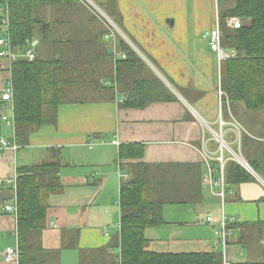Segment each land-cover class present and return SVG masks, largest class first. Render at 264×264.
Here are the masks:
<instances>
[{
	"label": "crops",
	"instance_id": "crops-1",
	"mask_svg": "<svg viewBox=\"0 0 264 264\" xmlns=\"http://www.w3.org/2000/svg\"><path fill=\"white\" fill-rule=\"evenodd\" d=\"M99 6L107 15L113 12L120 17L129 46L178 99L153 102L143 109L122 107L124 97L118 93L116 101L64 103L57 123L33 132L29 145L5 150L0 143V264H13L5 260V251L18 245L17 214L4 209L16 199L10 180L17 177L18 166L40 161L53 146L62 148L68 162L62 170L66 187L50 196L41 242L46 251L59 255L60 264H120L121 185L129 177V163L137 161L202 164L203 201L166 205V223L146 229L149 250L218 249L222 264L225 259L232 264H264V197L243 200L239 186L226 183L223 200L217 195L221 186L213 188L205 181L204 152L219 166L215 160L219 147L208 125L220 130L221 114L227 123L225 137L230 144L237 143L239 150L242 132L238 134L235 127L245 129L230 107L223 106L222 61L209 43L208 32L219 17L218 0H100ZM11 75L10 60L0 58V102ZM1 114L0 139L13 142L15 126L2 119L13 116L3 108ZM115 139L119 144L112 142ZM89 140L94 141L92 147ZM135 142L145 144L144 157L120 160V145ZM215 177H220L218 171ZM217 199L222 211H209L208 205ZM223 212L237 219L225 253L215 245L213 226L207 222L208 216L219 220Z\"/></svg>",
	"mask_w": 264,
	"mask_h": 264
},
{
	"label": "trees",
	"instance_id": "trees-1",
	"mask_svg": "<svg viewBox=\"0 0 264 264\" xmlns=\"http://www.w3.org/2000/svg\"><path fill=\"white\" fill-rule=\"evenodd\" d=\"M2 5L10 8L13 46L36 52L33 60L18 59L11 68L17 145H29L33 132L56 124L64 103L116 101L118 93L124 97L122 107L143 109L153 102L178 99L128 43L118 36L115 44L105 40L109 23L85 0H0ZM218 7L222 45L237 53L222 61L223 106H229L245 127L241 154L264 178V0H218ZM110 15L122 25L119 16ZM235 16L242 19L239 28L226 22ZM114 45L127 55L125 59H115ZM1 110L2 102L0 117ZM144 153V143H124L118 156L142 159ZM67 165L62 148L53 146L40 161L17 167L19 264H60L59 255L46 251L41 238L50 196L66 187L62 170ZM128 168L120 192V264H222L218 249L147 248L146 229L166 223V205L203 201L202 164L137 161ZM224 177L237 188L242 182L256 181L232 159L225 164Z\"/></svg>",
	"mask_w": 264,
	"mask_h": 264
},
{
	"label": "built area",
	"instance_id": "built-area-1",
	"mask_svg": "<svg viewBox=\"0 0 264 264\" xmlns=\"http://www.w3.org/2000/svg\"><path fill=\"white\" fill-rule=\"evenodd\" d=\"M92 7H94L98 12H100L102 15H104V18L108 21L110 26V31L105 35L106 39L111 40L116 43V29L117 25L116 23L106 14L103 13L101 9H97L95 5L90 4ZM97 6V5H96ZM10 8L8 6H0V58H6L10 60L11 62V68L12 64L21 58H26L29 60H33L36 57V52L34 48L28 47L25 49H19L15 46H13L12 39L9 33V27H10ZM226 22L229 26L233 28H239L242 26L243 22L240 17H228L226 19ZM209 37V43L211 46L212 51H214L219 59V61H223L227 58L235 56L237 53L234 49H231V51H227L226 48L222 45V29L220 24V16L217 18L216 24L213 28L210 29L208 32ZM112 54L114 55L115 59L123 58L125 59L127 55L123 52H120L116 46L114 45ZM13 80L12 75L7 80L6 85L3 88L1 99L2 101V108L8 109L14 113V97H13ZM225 92L221 89L220 95H224ZM124 98L121 99L123 101ZM2 119L4 121L13 122L12 124L15 126V116L10 119L9 116L3 115ZM220 125L221 130L220 131H214L215 135L217 136L218 141L221 143L218 149V155L216 156L215 160L218 162L219 166L216 168L215 165H213V159L210 156L209 153L204 152L203 156L207 163L208 167V175L205 179L211 186H221V191L217 193L223 200L225 199V177H224V170H225V164L229 159H236L238 161H242L246 167L251 168V166L247 163V161L241 156L240 152L235 151L233 148L230 147L229 143L224 138L223 133V126H225L227 123L223 120L221 114H220ZM211 127L210 125H208ZM114 144H119L118 140H112ZM239 144L241 143L240 138H238ZM0 143L2 147L7 149H17L19 145L15 141H10L7 138H1ZM99 143L105 144V140L100 139ZM88 144L92 147L94 145V141L89 140ZM227 148L230 150L232 157L227 158L224 155V149ZM253 170V169H252ZM218 171L220 173V177L216 178L215 173ZM254 171V170H253ZM128 175V174H126ZM125 175V176H126ZM3 180L0 178V183H2ZM11 185L16 189V178L13 180H10ZM5 210L10 212H17V205H16V199L14 203L7 204L4 207ZM236 216H230L226 213H222V216L219 220H215L214 217L208 216L207 222L211 223L213 226V232L215 236V245L218 246L219 249L223 251V253L226 252L227 246L229 245L230 237L232 235V225L234 222H236ZM106 234H108L106 232ZM19 247L17 246H8L5 251V260L7 262L13 263V264H19ZM224 264H232L231 261L228 259H225Z\"/></svg>",
	"mask_w": 264,
	"mask_h": 264
},
{
	"label": "rangeland",
	"instance_id": "rangeland-1",
	"mask_svg": "<svg viewBox=\"0 0 264 264\" xmlns=\"http://www.w3.org/2000/svg\"><path fill=\"white\" fill-rule=\"evenodd\" d=\"M87 3H89V4H92V5H95V7L98 9H101L102 10V12L103 13H106L100 6H99V4H100V0H85ZM99 3V4H98ZM97 5V6H96ZM103 8L104 9H106V10H108V8H106L105 6H103ZM103 18H104V15H102V14H100ZM117 25V24H116ZM116 33H117V36H118V38L119 39H123L126 43H128L127 41H126V39H125V37H126V35L124 34V32L121 30V27L119 26V25H117V29H116ZM129 44V43H128ZM11 112V116H13V114H12V111H10ZM219 126H220V130H221V125H220V122H219ZM215 127H217V126H215ZM208 129L211 131V132H213V137H214V141H215V143H217V145H218V147L220 146V142L218 141V139H217V136L215 135V133H214V131H220V130H216V129H213L212 127H209L208 126ZM235 130H236V132L239 134V132H242L243 130H245L244 128H242L241 126H239V125H236V127H235ZM223 133H224V138H225V140L227 141V139H226V137H225V131H224V129H223ZM237 134V135H238ZM238 137H239V135H238ZM228 142V141H227ZM229 143V142H228ZM229 145H230V147L231 148H233L235 151H237V152H240V154H241V150H239L240 149V147H239V145L236 143V144H230L229 143ZM24 149V148H23ZM24 151H28L29 153L28 154H30V155H32L33 153H34V151L33 152H31V150H29V149H25ZM224 155H225V157H227V158H231L232 157V154H231V152H230V150H228L227 148H225L224 149ZM242 156V155H241ZM244 158V157H243ZM229 160H231V159H229ZM232 160H234V161H236V162H238V160H236V159H232ZM242 162V161H241ZM239 163V162H238ZM240 164V163H239ZM243 164V163H242ZM250 169V168H249ZM252 172H253V170L252 169H250ZM216 202V203H215ZM226 202H227V200H226ZM214 203L215 204H211V205H208V210L209 211H212V212H214V213H220L221 211H222V202H220V199H217V200H215L214 201ZM217 208V209H216Z\"/></svg>",
	"mask_w": 264,
	"mask_h": 264
},
{
	"label": "water",
	"instance_id": "water-1",
	"mask_svg": "<svg viewBox=\"0 0 264 264\" xmlns=\"http://www.w3.org/2000/svg\"><path fill=\"white\" fill-rule=\"evenodd\" d=\"M242 163L241 161H238ZM248 171L257 176L255 171H251L246 165L242 164ZM258 177V176H257ZM256 177V181L242 182L239 185L240 197L246 201H256L264 197V183Z\"/></svg>",
	"mask_w": 264,
	"mask_h": 264
}]
</instances>
